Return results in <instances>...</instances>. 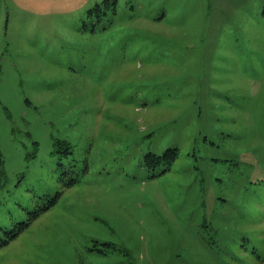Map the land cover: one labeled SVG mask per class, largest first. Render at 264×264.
<instances>
[{"label": "rangeland", "instance_id": "374dc122", "mask_svg": "<svg viewBox=\"0 0 264 264\" xmlns=\"http://www.w3.org/2000/svg\"><path fill=\"white\" fill-rule=\"evenodd\" d=\"M101 1L0 0V264H264V0Z\"/></svg>", "mask_w": 264, "mask_h": 264}, {"label": "trees", "instance_id": "16d2710c", "mask_svg": "<svg viewBox=\"0 0 264 264\" xmlns=\"http://www.w3.org/2000/svg\"><path fill=\"white\" fill-rule=\"evenodd\" d=\"M116 4H117V0H102L101 2L95 4V6L93 8L89 9V12L92 13V12H96L97 10L102 11V9H104V10L112 9L113 11H115ZM57 144L60 146L61 145L65 146V153L70 152V149H69L70 145L67 141L61 140V141H58ZM177 156H178V148L177 147H169L162 154H156V153L150 152L145 157V165L148 169H154L158 165H160L164 162L166 164V166H165L163 171H167L171 168V166H172L173 162L175 161V159L177 158ZM77 180H78L77 178H71L69 180V182H67V185H71V184L77 182ZM60 195H61V191L57 192L53 197H51L49 199V203L47 205L42 206L39 209H35L34 211H32L30 213V216L27 220L21 221L20 223H18L17 227L7 231L6 232L7 237L2 239V242H0V246L9 243L10 240L17 237L23 229H25L27 226H29L31 224V222L41 214V212L49 209L53 204H55L56 201L58 200V198L60 197Z\"/></svg>", "mask_w": 264, "mask_h": 264}]
</instances>
